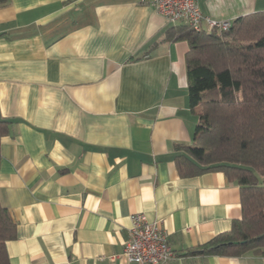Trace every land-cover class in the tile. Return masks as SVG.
<instances>
[{"label": "crops", "instance_id": "0c3cea01", "mask_svg": "<svg viewBox=\"0 0 264 264\" xmlns=\"http://www.w3.org/2000/svg\"><path fill=\"white\" fill-rule=\"evenodd\" d=\"M233 22L264 0H198ZM142 0H8L0 7V201L16 223L10 264H134L132 217L158 221L167 264H264V255H186L242 218L221 172L181 177L190 145L186 40ZM112 257H116L112 259Z\"/></svg>", "mask_w": 264, "mask_h": 264}, {"label": "trees", "instance_id": "16d2710c", "mask_svg": "<svg viewBox=\"0 0 264 264\" xmlns=\"http://www.w3.org/2000/svg\"><path fill=\"white\" fill-rule=\"evenodd\" d=\"M7 3L0 0V7ZM183 24L170 36L189 43V100L199 122L193 142L176 148V168L181 177L225 174L240 187L242 205L230 231L186 255H264V11L237 18L223 32ZM9 124L0 116V142ZM16 228L0 201V264H10L6 244Z\"/></svg>", "mask_w": 264, "mask_h": 264}, {"label": "built area", "instance_id": "2783aa9c", "mask_svg": "<svg viewBox=\"0 0 264 264\" xmlns=\"http://www.w3.org/2000/svg\"><path fill=\"white\" fill-rule=\"evenodd\" d=\"M142 2L153 6L169 22L189 24L196 32H223L231 28V22L205 17L199 8L198 0H142ZM132 223L122 253L129 262L167 264L176 257L160 222H150L140 213L132 217Z\"/></svg>", "mask_w": 264, "mask_h": 264}]
</instances>
